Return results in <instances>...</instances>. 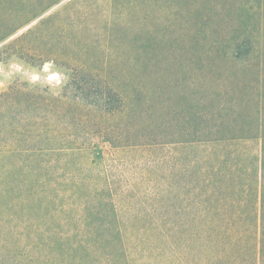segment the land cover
Listing matches in <instances>:
<instances>
[{"label": "rangeland", "instance_id": "obj_1", "mask_svg": "<svg viewBox=\"0 0 264 264\" xmlns=\"http://www.w3.org/2000/svg\"><path fill=\"white\" fill-rule=\"evenodd\" d=\"M262 128L264 0H0V264H175L176 141L237 134L250 163Z\"/></svg>", "mask_w": 264, "mask_h": 264}, {"label": "trees", "instance_id": "obj_2", "mask_svg": "<svg viewBox=\"0 0 264 264\" xmlns=\"http://www.w3.org/2000/svg\"><path fill=\"white\" fill-rule=\"evenodd\" d=\"M74 83L75 89L82 87ZM109 92L107 96L101 93L94 105L106 100ZM74 96L79 98L80 94ZM45 101L47 106L55 107L63 103L61 97L46 94ZM204 129L202 132L210 128ZM260 132L261 153L253 156L250 163L243 162L239 156L245 155L232 148L245 138L237 134L218 138L201 135L176 141L191 152L184 160V173L174 175L170 187L174 201L167 211L170 217L168 231L172 237L175 264L186 262L189 257L193 264H264V128ZM222 147L223 153L216 152L211 157L215 148ZM81 151L82 148L74 146L68 149L47 146L33 148L31 155L45 157ZM79 165L76 164L73 170L58 161L42 160L38 166L50 170L53 175L64 174L63 187L77 188L75 192L84 197V191L90 187L83 179L77 183L70 180L75 178ZM108 209L117 214L112 200H105L93 210L97 215H109Z\"/></svg>", "mask_w": 264, "mask_h": 264}]
</instances>
